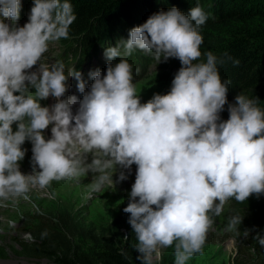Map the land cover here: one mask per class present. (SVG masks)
Wrapping results in <instances>:
<instances>
[{
	"label": "clouds",
	"instance_id": "obj_1",
	"mask_svg": "<svg viewBox=\"0 0 264 264\" xmlns=\"http://www.w3.org/2000/svg\"><path fill=\"white\" fill-rule=\"evenodd\" d=\"M20 11L21 0H0V207L28 200L53 181L88 174L89 195L100 193L125 181L135 165L123 212L137 259L154 264L162 249L171 248L173 264H188L204 254L213 217L230 200L243 204L264 195V108L242 92L228 102L231 81L222 80L218 67L231 59L227 53L208 51L201 60L200 29L208 15L199 4L187 15L176 7L153 13L127 39L105 48L106 72L90 71L87 91L75 67L66 74L63 61L43 62L50 43L69 38L77 18L70 0H33L22 27ZM137 50L157 64L170 58L181 64L170 91L145 103L126 59ZM73 77L83 93L79 101L66 96ZM49 97L56 103L42 106ZM225 105L229 118L222 120ZM25 141L32 144L28 175L20 171ZM242 221L240 214L228 216L226 231L239 235ZM249 234L245 230L244 238ZM253 239L264 247L259 233ZM120 255L127 253L121 249Z\"/></svg>",
	"mask_w": 264,
	"mask_h": 264
},
{
	"label": "trees",
	"instance_id": "obj_2",
	"mask_svg": "<svg viewBox=\"0 0 264 264\" xmlns=\"http://www.w3.org/2000/svg\"><path fill=\"white\" fill-rule=\"evenodd\" d=\"M75 22L69 28V38L64 39L68 49L81 59L90 51L104 58L107 47H115L120 39H127L129 30L144 23L153 13L172 7L188 14L199 4L208 19L201 26L204 53L211 51L218 57L227 53L231 59L218 65L222 80H230L227 99L234 103L239 93L258 98L264 108V0H70ZM139 57L145 63H155L162 69L177 71L180 61L170 58L157 64L152 57L137 50L126 59ZM239 61L234 64L233 61ZM118 62L117 60H115ZM174 78L175 75H171ZM229 118L227 105L220 114ZM243 216L247 228H264V195H255L243 203L229 201L227 215ZM35 255L49 259L53 264H141L139 253L131 240L115 242L108 238L93 237L92 232L66 216L43 218L32 230ZM123 249L127 256L120 255Z\"/></svg>",
	"mask_w": 264,
	"mask_h": 264
},
{
	"label": "rangeland",
	"instance_id": "obj_3",
	"mask_svg": "<svg viewBox=\"0 0 264 264\" xmlns=\"http://www.w3.org/2000/svg\"><path fill=\"white\" fill-rule=\"evenodd\" d=\"M32 5L33 0H21L19 26L22 27L28 22ZM71 51L64 39L50 43L43 62L51 64L57 60L63 61L66 74L69 69L75 67L81 72L87 91L92 83L89 72L99 69L105 73L108 61L99 55H92L91 51L84 55L83 59ZM128 61L133 66V82L137 86L141 103L150 100L154 94L164 95L170 91L173 80L171 75H175V71L162 69L155 63L147 64L139 57ZM36 67L38 66H34L32 70L35 71ZM77 83L74 77L69 79L66 96L75 95L79 101L83 98V93L78 91ZM40 103L42 106L50 107L56 101L49 97ZM77 107L78 104L73 106L74 113ZM15 128L14 124L13 129ZM43 135L46 140L51 138V125ZM22 148L26 150V154L20 162V171L28 175L32 173L31 142L25 141ZM90 160L91 157L88 162ZM119 172L118 169L113 175L114 182L118 181ZM135 172L136 166L133 165L130 172L125 171L128 176L125 181L116 182L114 186L106 185L100 193L89 195L92 175L88 174L82 175L78 180L53 181L47 189L30 192L28 200L8 201L6 207H0V264H53L49 259L35 255L33 238L30 233H26L43 218L51 216H66L84 228L85 232H92L93 237L121 242L126 241L127 236L134 245L136 243L134 233L127 222L129 214L124 213L123 208L127 206L131 186L135 181ZM228 208L229 202L220 217H213L214 223L207 236L204 254L193 257L188 264H264V247L253 239L257 233L264 237V228H247L241 224L239 235L226 231ZM9 222H12L11 226ZM245 230L250 232L247 238L243 236ZM173 261L171 248L162 249L160 257H154V264H173Z\"/></svg>",
	"mask_w": 264,
	"mask_h": 264
}]
</instances>
